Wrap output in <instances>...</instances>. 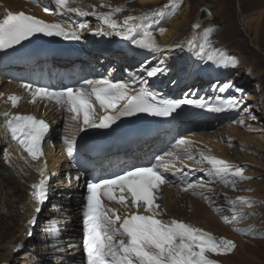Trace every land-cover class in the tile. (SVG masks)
<instances>
[{
	"label": "snow or ice",
	"instance_id": "6c2138e0",
	"mask_svg": "<svg viewBox=\"0 0 264 264\" xmlns=\"http://www.w3.org/2000/svg\"><path fill=\"white\" fill-rule=\"evenodd\" d=\"M41 5L45 13L51 14L50 8L43 0H29ZM56 9L64 14L75 13L78 16L94 15L111 30L105 32L98 29L95 35L115 34L124 41L141 50L153 53L161 52L162 48L157 42L154 33L144 27L145 22L153 23L157 20L170 19L181 7L182 0H169L160 8L144 12L139 16L129 15L120 24L114 15L123 11L116 7L109 12L91 13L71 5L75 0H52ZM110 7L109 5H101ZM209 15L211 13H208ZM85 23H80L77 28H72L65 22H46L35 15L26 14L24 11L14 12L5 10L0 19V51L13 49L24 41H29L37 34L46 37H62L65 40H80V30L86 28ZM193 33L186 41L194 51L195 57L203 63H211L217 67L238 66V61L228 55L223 48L215 47L211 39L214 29L206 28L200 33L201 25H192ZM160 35L166 29H158ZM170 47L183 48L184 44H175ZM163 60L160 61L162 65ZM160 66L146 67L141 65L143 75L130 74L126 79L113 81L110 79H83L76 87H64L53 90L49 87L21 84L30 99L27 102L35 104L37 99L54 102L56 109L68 113V124L65 131H71V136L65 135L63 143L69 157H73L77 149V136L86 130L110 129L125 117L147 114L153 117L169 118L177 113L182 106H190L209 113H223L225 111L239 110L240 101L231 96L222 98H207L198 96L196 92L189 91L183 98L168 99L158 95L148 86L147 78H153L166 73ZM214 90L226 93L233 88L230 83L213 85ZM236 92L242 89L236 88ZM2 95V94H0ZM12 107H17L23 102L20 95L12 94L7 97ZM97 106L102 115H97ZM248 112L247 108L243 109ZM0 122L12 142H15L29 163L41 162L38 183L31 185L33 191L30 195L36 201L35 213L39 214L42 206L48 199L50 176L47 173V162L42 161L44 156L42 142L49 133L50 126L44 119L28 114H11L4 112ZM253 120L255 116L251 117ZM244 125L245 121H237ZM231 144V141H229ZM199 156V159L196 157ZM185 161H195L201 167L210 182H219L233 189L237 187V179L247 180L245 169L234 166L228 161L218 158L211 150L197 148L187 138L176 139L168 151L154 158L148 166H127L120 172L113 173L109 178H94L85 181L86 196L82 205L83 225V253L84 264H218L216 259L209 254L217 256L227 255L236 249L233 240L224 237L217 238L212 233L175 218L163 219L166 209L157 201L162 199L159 195L162 185H172L174 181L169 177H179L184 185L183 191H191L199 195L202 200L210 202V196L198 189H212L203 182H192L188 179ZM178 163L182 167L177 166ZM85 171H80L74 177L79 182ZM52 175H55L53 173ZM72 177H68L69 184ZM107 199L115 202L120 208L109 207L103 203ZM231 206V220L225 218L226 223H240L249 218L242 210L251 207L254 201L248 197L239 196L228 201ZM123 209V215L120 210ZM217 213L221 209H214ZM34 227L37 217L27 221ZM240 234L256 238L258 234L252 227L235 229ZM49 232L58 239L59 230L55 224L49 226ZM28 236L32 232L27 233ZM19 247H22L20 245ZM63 252V248H57Z\"/></svg>",
	"mask_w": 264,
	"mask_h": 264
},
{
	"label": "bare ground",
	"instance_id": "6f19581e",
	"mask_svg": "<svg viewBox=\"0 0 264 264\" xmlns=\"http://www.w3.org/2000/svg\"><path fill=\"white\" fill-rule=\"evenodd\" d=\"M10 1L15 4L13 7V11L20 9V6L22 5H27L30 7H32L31 5H33L39 8L40 11L43 10V7L41 5L28 4L20 0ZM121 1L122 0H100L96 3V9L92 10L90 8H87L82 10L88 13H91L93 11H96L97 13H105L111 11L113 8L123 7ZM43 3L47 4L49 8L50 6L54 8V10H50L51 14H48L50 17L64 19L65 23L70 25V27L72 28L76 27L66 21L67 16H73L76 21L77 19L85 17L78 16L75 13H68L66 14V17H64L62 16L63 13L56 9L55 5L52 3V0H43ZM152 3L153 2L149 0H138V7H132L133 11H135V8H137L136 10H138V15H131H141L146 10H149L151 8L150 4ZM101 5H109L110 7H102ZM71 6L74 7L75 3H73ZM201 6H199V8ZM258 7L259 9H256V11H253L249 14H246L243 11L241 12V14H239L240 25H242L247 34V30L252 29L254 35H257L256 33L258 32L264 14L263 3L261 5L258 3ZM199 8L196 10L193 20H189V17L187 16L188 6H184L182 11L178 12V14L174 17H171V19L167 23L166 33L160 36L159 44L162 50L173 48L172 51L174 52L172 55H167V58L162 65L167 64V67H172L177 70L182 63H187V70L184 68L186 70L184 71L186 75H178L176 71V76H174L172 80L173 83L175 82L180 86L182 96H184V94L188 93L190 90L196 92L198 96H203L200 94V90L195 89V87L185 88V82L188 79H193V83L195 84L198 80V77L194 75L200 76L201 74L197 73L200 61L195 57L193 49L186 43V41L191 38L193 33V31L190 30V24L192 22H195L196 24L202 23L204 27L205 22L212 20L213 18V13L211 10V14L209 16H207L206 18H200ZM34 10L36 9L34 8ZM127 15H125V17H127ZM87 17L98 19V17L94 15H87ZM122 17L124 20L125 17ZM92 19L85 22L87 27L84 28L83 31L87 32L91 30L103 29V31L105 32H111L107 25H104L101 20L99 24H95ZM149 25L153 28L157 24L150 23ZM186 28L188 32L185 30ZM202 28L199 30L200 33H202L203 31ZM158 35H160V33ZM102 36L109 39V44L107 45L109 47V50L113 48L118 49L120 47V52L119 55L116 56V60L115 55L111 51L107 50L103 54L104 60L108 62V66H111V68H113V64H115L116 62L118 67V64H121L120 60L123 58L127 59L129 62L139 60L141 55L145 52V50L138 49L135 46L131 45L128 41H124L120 37H117L114 33ZM249 37L253 44L256 45L255 39L252 38L251 35ZM181 43L184 44L183 48L170 47L172 45ZM90 61L97 63V60L95 58H90ZM46 66L48 69H57L64 67L68 70H78L79 68L83 67L82 62L79 61L62 62V65H52L50 63H46ZM35 67L36 65H34L32 69ZM214 70L215 69L209 66L204 68L203 73H211L214 72ZM113 71L115 72L116 70ZM123 72L126 73V76H129L130 74L143 75L140 65L132 67L131 70L124 68ZM0 75V81L2 82L1 85L3 86V88L0 90V94H2L0 95V101H2V99L4 98V91L9 88H14V86L7 82V76L3 75L2 72H0ZM224 76L225 74L219 76V78H216L215 81H212L213 85L224 84L226 82V80H223V78H225ZM226 83L232 82L228 80V82ZM207 89L211 91V95L214 94L213 96L210 95L209 97H207L206 95L205 97L207 98H215L217 97V93L225 94L219 93L213 88L208 87ZM237 93L241 92L235 91V95H238ZM240 95L241 94H239V96ZM239 96H236V98L238 99ZM239 100H241V98ZM241 102L242 104H240L239 109L241 110L240 115L243 116L244 119L251 120V117L254 116L253 111H255V105L249 102L248 96H246ZM244 108H247L248 112H244ZM40 114L41 116L46 118V120H48L54 127L50 129V131L52 130V132H50V134L45 138L43 143V146L45 148L44 160H46L47 162V173L50 176V180L48 199L42 206L43 213L39 214V216H37L38 214L34 211L36 201L30 195V193L33 191L31 185L34 183H38L41 179L38 171L40 167H36L33 171L31 164L26 162L23 157L20 156L17 147L13 144H8L6 142L5 135L0 133V161L2 162V164L0 165V264H81L82 259L79 248V202L81 198L80 195L83 194L84 190V187H82L84 176L79 182L74 179L79 170L71 163H69L67 154L64 151V144L59 142V139L56 135L55 123L57 121L55 120H58L61 115V111L52 110L50 112H41ZM206 114V118L211 119L213 117L212 113L207 112ZM243 117L239 118L238 121L240 119H243ZM59 127L61 129L66 128V126H63L62 124ZM225 128L226 129L224 133L227 136L225 138H228L225 145L228 147L229 145H231L232 147V142L234 141V139L231 135L234 131V128L232 129L229 125L225 126ZM189 136L190 137L184 138L191 140L197 148L203 149L205 151L210 149L212 154L232 164L223 151H218L216 149L217 145L213 146V143H210V141L204 139L201 134H192ZM247 138L246 136H243V140H246ZM229 141H231V144H229ZM162 142H165V140L163 139ZM142 148L144 149L146 154H152L156 151V147L152 148L145 144L142 145ZM53 153L55 155H53ZM196 159H199V156H197ZM131 160L132 158L130 156L119 154L112 155L109 157V160H107L106 163L105 160L97 159L94 164V169L96 171H94L93 169L92 170L94 172L103 174L105 173L107 167L112 166L110 170H114L118 164L126 163ZM185 163L187 164V167H184V171L188 173L189 181L203 182L207 184L208 188H212V182L209 181V178L205 175L204 172H201L199 170L201 167H207L206 164H197L195 161H185ZM179 167H182V165L179 164ZM53 173H55V175H52ZM69 176L73 178L70 184L68 180ZM2 187L6 192H1ZM183 187L184 185L181 182L173 183L172 185L166 184L161 186V205L167 210L165 217L162 218H175L177 220L190 223L196 227H199V225H201L202 229L207 228V213L203 208H200L195 203L194 206H192L193 203H191L190 206L192 207V213H189V205H187V203H184V201L185 199L189 198V195L193 194L191 191H183ZM25 188V194H23L22 196H18L17 193L22 192ZM197 191H204L205 194L208 192L207 189H198ZM7 194L10 195L12 199ZM188 213L191 215H189ZM187 215L191 216V218H187ZM32 217H37V223L34 227L28 225L27 223V221ZM52 224H55L56 228L59 230L58 239L49 232V226ZM29 230H34V234L28 236L27 233L29 232ZM228 237L235 242L237 247L232 253L227 254L226 256L215 258L218 261V264H255L257 260L255 261L251 251L245 252L243 250L242 243L240 239H238L239 237L237 238L235 234L233 235V237L231 235ZM20 245H22V247H19ZM57 248H63L64 251H57ZM21 250H23L22 253L18 254Z\"/></svg>",
	"mask_w": 264,
	"mask_h": 264
},
{
	"label": "rangeland",
	"instance_id": "374dc122",
	"mask_svg": "<svg viewBox=\"0 0 264 264\" xmlns=\"http://www.w3.org/2000/svg\"><path fill=\"white\" fill-rule=\"evenodd\" d=\"M99 1L100 0H76L75 6L76 8L80 9L90 8L94 10L96 9V3ZM149 1L153 3L150 4L151 8L149 10H146L145 12L160 8L169 2V0ZM260 1L264 5V0H182L181 7L175 14L177 15L178 12L182 11L184 6L186 5L188 6L187 16L189 17V20H193L196 10L201 5L208 7L212 11V20L206 21L204 27L202 26V29H214L213 35L211 36V39L214 42V46L223 48L228 55L238 61V66L235 68H224L217 67L210 62L203 63L200 61L197 73H201L203 75L204 68L211 66V68L215 69L214 74L210 76L211 81L225 74V78H223V80H226V82L230 80L232 82L230 84L233 85V88L230 89L227 93L217 94V96L228 98L235 95L236 88L242 89V92L237 93L238 95H235V97L241 94L242 96L240 95L238 100L241 98V100L239 101L240 104H242L241 101L246 96H248L249 102L255 105V111L253 112L254 116L256 117L255 120L244 119V117L240 115L241 110L225 111L223 113H218V116H216L217 113H212L213 117L210 119V122L203 124L204 127H206L208 124L209 125L202 131L192 133L194 135L201 134L204 139L210 141V143H213V146L217 145V148H215L218 151H223L226 157L229 158V161L232 163V165L243 167L245 169V176L249 177L250 179H237L236 189H233L230 186H225L224 184L219 182H212V191L206 193V195L210 196V202L202 200L199 195H189V198L185 199L184 203H187V205H189V213H192V207L190 206L191 203H193L192 206H194L195 203L200 208H203L205 210V212L207 213V228L204 229L205 231L212 233L216 237L220 236L229 238L228 236L231 235L233 237L234 234L237 238L239 237L238 239H240L242 243L243 250L245 252L251 251L255 261L257 260L255 264H264V235H258L256 238H253L249 235L240 234L235 229L252 227L254 232L258 234H264V14L261 20L262 24L260 23L258 32L256 33L257 35H254L252 29L247 30L248 34L246 33L242 25H240L239 14H241L242 11L246 14L256 11V9H259L258 3L260 5L262 4ZM121 2L123 5V7H121L123 8V11H121L120 13H116L113 17L120 24L123 23L122 16L125 17V15L127 14V16L131 14L138 15V10H136L137 8H135V11H133L132 8L138 7V0H122ZM88 19L90 20L92 18H87V16H85L84 18L77 19V21L75 20V22L74 20L72 21L71 19H69V22H71L75 26L76 24L79 25L80 23H83ZM170 19L155 21L157 25L153 28L149 25L150 23L148 24V22H145V27L147 29L149 28L148 30L154 33L158 43L160 42L161 36L158 35V29L163 27L167 30V23ZM92 20L95 24L100 23V19ZM155 23L153 22V24ZM185 30L188 32L187 28ZM249 34L252 38L255 39L256 45H254L250 40ZM172 49L173 48L157 52L162 54V56L160 58L159 54V57L156 58L155 62H158L161 59L165 62L167 55H172L174 53ZM145 52H147V50H145ZM150 53H152L153 56L156 57L155 53ZM154 57H149V55L144 56L143 59L145 58V60L143 61L139 59V62H137L136 65H145L148 61L149 63H147L145 66L150 67L153 65L151 63L153 62ZM186 66L187 63H182L179 66L177 74L186 75L184 74V71L187 70ZM198 81L200 82L199 87L202 89H204L205 87H203L201 84L208 83V81L202 82L201 79ZM211 81H209L210 83H208L207 87L209 85L213 86V83ZM186 86H192V84H186L185 88ZM2 88L3 86L0 84V90ZM241 117H243V120L245 121L244 125H240L239 123H237L238 119ZM227 125H229L232 129L234 128L235 131H233L231 135L234 139V141L232 142L233 148L231 147V145H229V147L225 145L228 139L225 138L227 136L224 133L226 129L225 126ZM235 135L237 138L235 137ZM243 136H246V138L249 136L246 139L249 142L243 140ZM53 155L55 154L53 153ZM1 164L2 162L0 161V165ZM25 190L26 188L22 192L17 193V195L22 196L23 194H25ZM1 192H6L3 187ZM8 196L10 197V195ZM239 196L248 197L254 201L253 206L245 207L242 210L245 214H250L249 218L240 223H226L225 218L227 217L228 220H231L232 217L231 206L228 201L234 200ZM10 198L12 199V197ZM216 208L221 209V212L217 213V211L214 210ZM189 215H187V218H191V216ZM163 217H165V215ZM199 228H201V225H199ZM231 233L234 234L232 235ZM22 251L23 250H21L18 254L22 253ZM222 256L209 254V257H211L212 259Z\"/></svg>",
	"mask_w": 264,
	"mask_h": 264
},
{
	"label": "water",
	"instance_id": "95a60500",
	"mask_svg": "<svg viewBox=\"0 0 264 264\" xmlns=\"http://www.w3.org/2000/svg\"><path fill=\"white\" fill-rule=\"evenodd\" d=\"M208 13H211V11H210V9L209 8H207V7H205V6H201L200 8H199V17L200 18H206L207 16H209V14ZM193 24H196L195 22H192L191 24H190V29L191 30H193L192 29V25ZM200 25L202 24V23H199Z\"/></svg>",
	"mask_w": 264,
	"mask_h": 264
}]
</instances>
